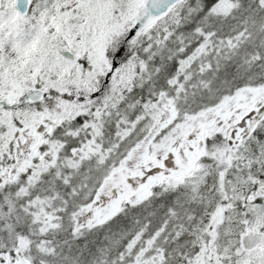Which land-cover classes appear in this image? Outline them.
<instances>
[{"label": "snow or ice", "instance_id": "1", "mask_svg": "<svg viewBox=\"0 0 264 264\" xmlns=\"http://www.w3.org/2000/svg\"><path fill=\"white\" fill-rule=\"evenodd\" d=\"M0 264H264V0H0Z\"/></svg>", "mask_w": 264, "mask_h": 264}]
</instances>
